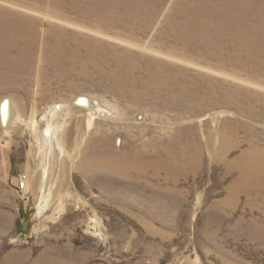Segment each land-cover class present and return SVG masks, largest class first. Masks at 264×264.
Listing matches in <instances>:
<instances>
[{"label":"rangeland","instance_id":"rangeland-1","mask_svg":"<svg viewBox=\"0 0 264 264\" xmlns=\"http://www.w3.org/2000/svg\"><path fill=\"white\" fill-rule=\"evenodd\" d=\"M176 7L168 0L149 30L130 34L45 4L0 0L38 30L106 47L100 70L116 71L60 80L35 59L22 83L0 86L15 116L8 128L0 122V264H264V65L168 39ZM153 75L161 84L151 91ZM79 97L108 114L91 124L73 104ZM224 139L232 148L219 159ZM109 140L120 154L175 140L200 154L177 175L87 170L91 147ZM247 151L260 156H252L249 188L237 187L240 172L226 165Z\"/></svg>","mask_w":264,"mask_h":264},{"label":"bare ground","instance_id":"bare-ground-1","mask_svg":"<svg viewBox=\"0 0 264 264\" xmlns=\"http://www.w3.org/2000/svg\"><path fill=\"white\" fill-rule=\"evenodd\" d=\"M19 1L37 7L45 4L53 7L57 12L55 14H73L112 29L134 34L137 29L149 30L168 0ZM175 4L176 18H169L167 21L168 28L174 33L168 35V39L194 40L195 43L210 45L218 54L224 53L232 59L240 56L245 59L254 58L264 65V0H175ZM47 17L48 15H45L46 19ZM105 49L106 47L97 42L92 44L55 27L38 30L31 19L0 9V86L11 87L22 83V77L31 74L35 59H39L43 66L52 68L60 80L71 75L88 78V69L116 77V71L112 69L106 68V72L100 70L97 56ZM104 60L105 58L101 59V64ZM45 71L46 69H43L42 73ZM158 79L154 75L149 78L148 86L151 91L161 84ZM73 104L91 113V124L95 115L108 114L101 109V104L97 105L85 97L75 99ZM55 108L61 111L62 105ZM13 121L15 116L11 111L10 102L4 99L0 102V122L3 127L8 128ZM120 145V139L116 138L114 147ZM159 148L161 150L148 145L142 148L145 154L141 151L120 154L116 148L113 149L109 140L102 146H93L91 149L89 147L93 157L91 164L86 168L103 170L122 178H127L134 172L138 179L146 170H164L177 175L182 170H191L194 166L186 159L200 154L199 147H192L191 150L190 146H184V142L180 140L161 145ZM231 148L230 142L222 140L218 151L219 159L225 158ZM253 155L260 156L258 152L247 151L239 160L226 165L227 170H239L237 187L249 188L253 181ZM233 192H236L235 187ZM46 264L69 263L59 260Z\"/></svg>","mask_w":264,"mask_h":264},{"label":"built area","instance_id":"built-area-1","mask_svg":"<svg viewBox=\"0 0 264 264\" xmlns=\"http://www.w3.org/2000/svg\"><path fill=\"white\" fill-rule=\"evenodd\" d=\"M17 189H18V191L21 192V193H24V192H25V189H26L25 179H21V180L19 181V184H18V186H17Z\"/></svg>","mask_w":264,"mask_h":264}]
</instances>
